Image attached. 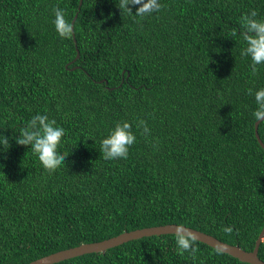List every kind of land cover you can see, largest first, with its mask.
I'll return each instance as SVG.
<instances>
[{"label":"trees","instance_id":"trees-1","mask_svg":"<svg viewBox=\"0 0 264 264\" xmlns=\"http://www.w3.org/2000/svg\"><path fill=\"white\" fill-rule=\"evenodd\" d=\"M159 2L138 17L119 0H82L79 10V0H0V135L10 145L0 146V264L170 224L253 250L264 150L248 89L264 88V64L252 73L240 33L244 14L264 20V0ZM55 7L73 22L71 39L56 32ZM37 114L65 129V165L52 173L16 143ZM122 121L136 142L126 160H105L101 141ZM258 135L264 145V122ZM195 246L193 260L177 254L175 235L143 237L55 264H247Z\"/></svg>","mask_w":264,"mask_h":264},{"label":"clouds","instance_id":"clouds-1","mask_svg":"<svg viewBox=\"0 0 264 264\" xmlns=\"http://www.w3.org/2000/svg\"><path fill=\"white\" fill-rule=\"evenodd\" d=\"M132 6H136L135 16L145 17L153 13H158L164 7L159 0H119L118 8L133 14ZM55 19L53 21L55 30L61 38L71 39L74 34V25L65 18L64 10L59 7L53 8ZM258 13L252 10L241 17L240 33L246 47L241 50V56L251 58V70L253 74L258 71L257 65L264 64V20L257 19ZM236 30L233 29L232 35L235 36ZM249 95H254L256 110L253 116L256 121L264 122V88L253 92L248 89ZM138 129H142V134L148 138L150 129L147 122L140 119L136 123ZM65 135V129L57 126L55 119H49L47 115L37 114L32 117L27 126L20 130L16 143L22 146H30L37 155L43 168L52 173L61 165H65L67 155L58 153L57 149L61 144L62 137ZM136 142V136L132 131V125L127 121L118 122L109 135L101 141V153L105 160H126L129 156L130 147ZM158 140L153 143L155 149ZM0 146L9 148V140L6 136L0 135ZM225 233L231 234L232 227H224ZM175 240L177 244V254L183 256L185 252L191 254L193 260L196 259V253L199 248L196 247L197 237L183 225L175 227ZM219 254V250H217Z\"/></svg>","mask_w":264,"mask_h":264},{"label":"water","instance_id":"water-1","mask_svg":"<svg viewBox=\"0 0 264 264\" xmlns=\"http://www.w3.org/2000/svg\"><path fill=\"white\" fill-rule=\"evenodd\" d=\"M81 3H82V0H79L78 10L81 6ZM78 58H79V53H78V50L76 49L75 60H77ZM259 123L260 121H256L254 124V134H255V138L258 144L264 150V145L258 135ZM176 226L178 225L170 224V225H164V226L148 227V228L138 229V230H134L130 232H123L115 237H112V238H109L103 241L89 243V244H81L73 248L58 251L56 253H53L45 257L39 258L35 261H32L28 264H55V263H58L64 260H69L75 257L82 256L85 254L104 252L108 249L117 247L126 242L137 240L143 237L161 236V235H169V234L174 235ZM184 228L194 233L195 236L197 237L198 242H201L213 249L219 250L220 252L227 254L241 262H244L247 264H264V262L258 258V248H259L261 241L264 238V226L262 227L259 235L257 236L253 250L249 252L242 250L238 246L229 245L227 243H224L216 239L215 237L205 234L203 232H200L198 230H194L186 226H184Z\"/></svg>","mask_w":264,"mask_h":264}]
</instances>
